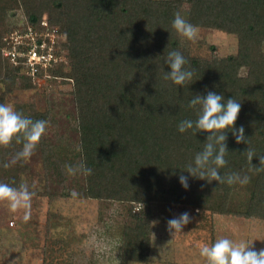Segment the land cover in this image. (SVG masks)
<instances>
[{
    "label": "trees",
    "instance_id": "obj_1",
    "mask_svg": "<svg viewBox=\"0 0 264 264\" xmlns=\"http://www.w3.org/2000/svg\"><path fill=\"white\" fill-rule=\"evenodd\" d=\"M183 3L191 6L185 18L198 28L235 36V51L209 58L192 54L171 26ZM19 7L27 24L39 27L46 18L66 35L59 46L67 64L59 62L43 78H50L52 86L71 85L73 109L65 115L72 119L76 137L67 126L62 129L61 97L46 92L44 108L34 99L15 105L34 120L48 121L37 144L41 195L55 200L73 197L75 190V198L127 204L120 232L123 264L150 260L153 222H167L179 206L209 220L213 238L215 214L264 219V162L257 157L264 155V0H0V79L18 77L20 86L32 88L36 84L25 69L9 65L2 54L4 35L12 31L9 12ZM172 49L189 61L193 83L181 87L164 79L169 70L164 59ZM206 89L241 103L235 125L244 127L248 145L237 144L229 132L228 163L220 172H238L249 181L218 185L190 177L185 190L178 177L189 175L186 166L202 150L208 133H180L177 125L196 119L188 101ZM21 147L15 142L0 146V182L25 185L30 165L15 158ZM81 162L93 170L91 175L67 174L65 164ZM138 204L141 208L135 210Z\"/></svg>",
    "mask_w": 264,
    "mask_h": 264
},
{
    "label": "rangeland",
    "instance_id": "obj_2",
    "mask_svg": "<svg viewBox=\"0 0 264 264\" xmlns=\"http://www.w3.org/2000/svg\"><path fill=\"white\" fill-rule=\"evenodd\" d=\"M190 7L188 3L182 4L184 17L188 16ZM7 20L12 31L24 29L27 25L21 7L11 10ZM62 35L64 40L66 35ZM182 41L192 54L204 58L232 53L237 43L235 36L208 28H198L195 40L183 38ZM63 58L61 62L67 64L65 52ZM245 72L246 68L242 69L241 73ZM49 79L41 78L33 82L36 86L32 88L20 86L18 77L15 81L0 79V102H11L15 106L34 99L39 108H44L46 92L49 97H61L65 105V110L59 116L62 129L67 126L65 129L75 138L73 121L68 119V114L65 115L73 109L68 95L71 85L55 82L52 86ZM60 79L57 78L58 81ZM48 87L54 88L50 90ZM49 135L52 137V130ZM37 156L36 147L31 157L26 159L30 171L25 176V185L32 193L28 218H25V209L13 211L6 202L0 201V264H123L120 232L128 205L75 197L49 200L40 194L44 187ZM140 208L141 204H138L135 210ZM185 211L190 214L191 220L182 233L169 232L167 222H153L150 260L147 263L129 261L126 264H205L200 248L205 244L211 245L221 237L252 243L250 247L257 251L264 248V219L215 214L213 238L210 221L196 210L179 206L175 208V216Z\"/></svg>",
    "mask_w": 264,
    "mask_h": 264
},
{
    "label": "clouds",
    "instance_id": "obj_3",
    "mask_svg": "<svg viewBox=\"0 0 264 264\" xmlns=\"http://www.w3.org/2000/svg\"><path fill=\"white\" fill-rule=\"evenodd\" d=\"M172 28L178 35L188 40H195L198 36V26L187 20L180 12H176L171 21ZM164 63L169 70L165 71L164 79L173 84L183 86L193 83L194 70L188 66L189 61L181 51L172 49L167 52ZM190 83V84H191ZM190 108L196 109V119H183L177 125L180 133L192 130L207 132L206 141L202 150L195 153L194 160L186 166L189 175L180 174V185L187 190L189 178H198L208 183L216 181L219 184L232 185L234 183L246 184L248 176H241L238 172L221 174L220 169L227 165L225 159L227 148V134L235 138L237 144L244 142L248 145L244 127H237L235 121L240 112L241 103L232 96L225 98L222 93L207 90L206 94H195L188 101ZM48 121L24 115L11 103L0 102V146H9L15 142L22 147L15 153L16 159H28L36 149L42 135L46 132ZM79 150V149H77ZM248 159L252 161L253 150L247 148ZM260 163L264 162V155L257 156ZM7 167V165H4ZM64 168L69 175L77 173L89 176L92 169L83 162L77 165L65 164ZM73 197L78 193L73 190ZM32 193L26 185L14 187L9 183L0 182V201L6 202L11 210L30 208ZM190 214L185 211L179 216L168 219L167 226L171 233H182L184 227L190 222ZM252 244V243H251ZM246 242L234 241L228 237H221L211 245L205 244L200 248V255L205 259V264H264V248L258 251Z\"/></svg>",
    "mask_w": 264,
    "mask_h": 264
},
{
    "label": "built area",
    "instance_id": "obj_4",
    "mask_svg": "<svg viewBox=\"0 0 264 264\" xmlns=\"http://www.w3.org/2000/svg\"><path fill=\"white\" fill-rule=\"evenodd\" d=\"M62 36L58 28L44 18L39 27L27 24L24 29L6 34L2 54L11 65H21L36 82L43 78V72L47 75L49 68L64 59L59 46Z\"/></svg>",
    "mask_w": 264,
    "mask_h": 264
}]
</instances>
